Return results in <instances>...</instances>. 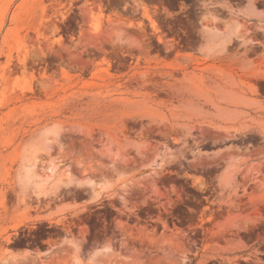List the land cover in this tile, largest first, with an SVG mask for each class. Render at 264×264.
<instances>
[{
	"label": "rangeland",
	"instance_id": "rangeland-1",
	"mask_svg": "<svg viewBox=\"0 0 264 264\" xmlns=\"http://www.w3.org/2000/svg\"><path fill=\"white\" fill-rule=\"evenodd\" d=\"M0 264H264V0H0Z\"/></svg>",
	"mask_w": 264,
	"mask_h": 264
}]
</instances>
